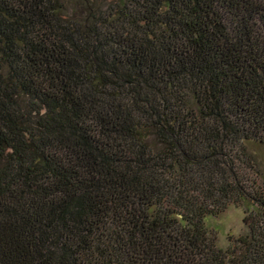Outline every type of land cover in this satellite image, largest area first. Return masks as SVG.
I'll return each mask as SVG.
<instances>
[{"label": "trees", "instance_id": "obj_1", "mask_svg": "<svg viewBox=\"0 0 264 264\" xmlns=\"http://www.w3.org/2000/svg\"><path fill=\"white\" fill-rule=\"evenodd\" d=\"M255 146L264 0H0V264H264Z\"/></svg>", "mask_w": 264, "mask_h": 264}, {"label": "rangeland", "instance_id": "obj_2", "mask_svg": "<svg viewBox=\"0 0 264 264\" xmlns=\"http://www.w3.org/2000/svg\"><path fill=\"white\" fill-rule=\"evenodd\" d=\"M73 1V0H69ZM114 0H97L104 6L105 2ZM251 150L264 167V147L255 146ZM243 208L229 206L223 213L216 217H207L204 221L206 228L216 237V244L219 248L225 249L229 245L230 239L238 238L246 233L244 224Z\"/></svg>", "mask_w": 264, "mask_h": 264}]
</instances>
